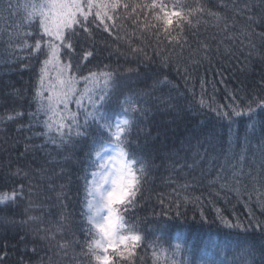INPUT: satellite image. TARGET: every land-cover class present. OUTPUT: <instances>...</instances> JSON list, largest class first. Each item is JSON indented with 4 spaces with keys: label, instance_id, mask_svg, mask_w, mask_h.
<instances>
[{
    "label": "snow or ice",
    "instance_id": "obj_1",
    "mask_svg": "<svg viewBox=\"0 0 264 264\" xmlns=\"http://www.w3.org/2000/svg\"><path fill=\"white\" fill-rule=\"evenodd\" d=\"M216 7L225 11H214L208 0H24L22 4L0 0V18L4 13L11 18L14 11L19 15L18 20L0 29V65L15 64L25 52V60L35 58L38 62L28 109L6 110L0 115V126L6 129L14 123L18 134L26 133L23 155L31 152L39 159L36 169L7 168L6 183L0 186V224L23 227L43 219L33 215L34 211L43 212L46 206L58 208V219L51 228L34 230L36 238L47 241L52 250L40 264H60L61 260L68 264H143L149 251L152 264H230L229 253L238 255L241 264H264V220L256 218L251 208L247 224L216 208L213 222L236 229L238 234L226 233L222 239L209 236L189 247L179 239L174 244L165 241V223L155 222L149 232L134 215L146 198L159 151L144 150L139 143L140 134L150 135L145 122L158 111L174 112L176 120L183 119L173 103L176 97L172 93L179 86L169 79L170 71L183 74L193 114L212 112L230 129L246 118L243 137L229 138L226 147L214 144L209 131L189 138L182 150L200 160L208 155L210 161H216L223 155L224 163L217 165L219 170L210 183L237 197L248 193L252 200L255 195V204L264 213V75L250 92L232 90L228 93L230 103H216V82L201 78L197 93L192 75L200 63L210 60L213 49L199 39L193 48L189 39L198 37L200 28L211 23L226 39L243 36L248 41L246 59L257 52L254 38H259L264 61V30L257 31V27L264 29V0H216ZM239 17L243 23L238 33L230 31L236 28ZM104 34L113 42L124 41L128 50L117 45L113 53ZM219 51L217 46L215 52ZM105 53L123 57L127 66L104 63L89 67ZM224 53L234 54L230 47H225ZM246 70L242 66L241 71ZM6 87L13 90L9 94L16 99L23 98L15 85L8 83ZM182 95L177 91V96ZM258 129V142L253 143ZM166 134V129L157 131L152 139ZM0 135L7 137L8 132L0 131ZM147 143L145 140L144 145ZM180 151L169 155L179 157ZM38 153L42 155L37 157ZM246 160L259 169L256 177L247 173L253 180L250 192L244 182ZM177 166L184 167L174 161L173 170ZM74 175L82 181L77 194L83 192V219L78 225L83 240L76 237L77 222L68 211ZM34 176L38 184L31 182ZM188 187L187 182L181 185L182 189ZM181 199L183 204L200 200L185 194L170 203L168 211L160 213L161 218H183ZM159 203L164 205L165 201L160 199ZM20 213L23 217L17 219ZM200 216L207 222L203 211ZM252 231L260 234L258 244L247 236ZM162 241L170 246L165 247ZM31 251L36 253L37 248L33 246ZM7 255L6 251L0 254V264H7Z\"/></svg>",
    "mask_w": 264,
    "mask_h": 264
},
{
    "label": "trees",
    "instance_id": "obj_2",
    "mask_svg": "<svg viewBox=\"0 0 264 264\" xmlns=\"http://www.w3.org/2000/svg\"><path fill=\"white\" fill-rule=\"evenodd\" d=\"M23 2L24 0H13L14 4H22ZM208 2L214 11H225L223 8L216 7V0H208ZM236 2L241 3L242 0H236ZM227 15L231 17L233 14L229 10L227 11ZM13 19H19L16 11L13 12L11 18H8L7 13H4L3 18H0V29L6 28L12 23ZM238 21L239 23L236 28L230 29V31L234 30L238 33L239 24L243 23V18L239 17ZM261 30L264 29L257 27V31ZM104 38L112 43L113 53L117 45H119L122 51L128 50V45L124 41L113 42L111 37H107V34H104ZM4 39H7V37L5 36ZM189 39L193 48L196 47V39L206 41L212 47L214 53L210 60L200 63L196 71L192 74L193 83L197 85V93L200 91L198 87L199 80L201 78H207L209 81L216 82L214 91L215 102L228 104L230 103L228 93L232 90L244 88L250 92L254 87L258 86L261 75H264V61H262V54L259 51L262 42L259 38H254L257 52L247 59L246 57L249 51L247 48L248 41L243 36H239L236 40L226 39L225 33L220 32L211 23L200 28L198 37L195 39L189 37ZM221 40H223V44L219 43ZM241 40L244 41L243 44L240 43ZM100 46L102 47V45ZM217 46L220 48L219 52H215ZM225 47H230L234 54H225ZM24 56H27L26 52L11 66L0 65V115H3L6 110L12 107L23 108L25 110L29 107L30 96L35 84L36 72L38 71V62L35 58L25 60ZM184 56H188L187 49L184 51ZM104 63L111 64L113 67H117L118 65L121 67L127 66L123 57L105 53L94 64L89 65V67H95L96 65L102 66ZM25 64H30V67L25 68ZM242 66L246 67L247 70L241 71ZM182 75V73L181 75H177L175 71H170L168 74L169 79L179 86L178 90L173 91L172 95L176 97L173 103L180 111L183 119L176 120L174 112L158 111L152 116L150 121L145 122L150 129V135H144L142 133L138 137L139 143L144 146V150L158 149L159 151L157 158H155V167L152 169L149 184L147 185L148 192L146 193V198L141 206L135 210L134 215L137 220L142 221V228L149 232L154 229L155 222L165 223L167 225L165 241L172 240L175 235L179 234V240L182 237L185 238V241L180 240L181 243L184 244L187 242V247H189L198 241L206 240L209 236L222 239L226 233H231L233 237L238 234V230L236 229H225L219 225L218 221L213 222L216 217V208L222 209L224 215L228 218L234 221L238 218L244 224H247L249 219H251L249 216V208L255 213L256 218L260 220H264V213L256 206L255 195H253L252 200L248 199V193L237 197L234 192L221 190L218 184L213 185L210 183L214 179L216 171L219 170L217 165L224 163L223 155H220V158L216 161H210L208 155H205V158L200 160L199 157L194 159L191 152L186 153L182 150V146L189 138L202 137L204 133L209 131L214 138V144L220 147H226L229 138H234L236 135L242 138L246 128V118H241V121L230 129L227 122L219 120L212 112L203 110L199 114H193L189 110L191 95L185 91V81L182 79ZM220 81H223V83ZM8 83L15 85L16 89L22 90V99H16L13 95L9 94L13 90L6 87ZM164 91L166 93L167 89ZM177 91L183 93V95L177 96ZM208 93L209 95L213 94L211 87L208 88ZM201 121H203V124ZM165 129L167 130L166 135H162L155 140L152 139V137L156 136L157 131H163ZM0 131L8 132L7 137L0 135V186H3L6 183L4 176L9 166L13 169L17 165L36 169L39 164V159L34 158L31 152L27 154L31 156L28 160L24 158V144L27 134H18L14 123L8 124L6 129L0 126ZM259 135L260 132L258 129L256 136L252 138L253 143L258 142L257 138ZM134 138H136L135 134ZM145 140L148 141L147 145H144ZM192 143H195V140H192ZM235 147L238 152L240 150L239 141L236 142ZM178 149L181 150L179 157L169 155ZM209 154H213L212 149H209ZM40 155L42 153H38L37 157ZM249 155H251V152H249ZM174 161L178 165L183 164L184 167L177 166L173 170ZM197 161L198 163H196ZM193 163H196L195 167H187L188 164ZM249 172L252 177H256L259 169L257 166L252 165L251 160H246L244 182L250 192L253 188V180L247 176ZM73 181L68 211L72 213V216L77 222L74 229L76 230V237L83 240V233L78 230L79 221L83 219L80 215L83 210L81 209V203H79L82 202L83 192L80 191L77 194V189L81 187L82 181L77 180L75 175L73 176ZM31 182L38 184V177L34 176ZM186 182L189 184V187L182 189L181 185ZM25 183L27 184L28 181H25ZM161 187H164V189H161ZM256 187H259V185L257 184ZM217 192H219V195H217ZM177 194L179 195L177 196ZM185 194L199 197L200 200L198 202L192 200L189 203L183 204L181 199L180 202L183 204L181 211L184 212L183 218L162 219L160 213L162 211H168V205L182 198ZM160 199L165 201L164 205L159 203ZM246 203L248 205L247 207L245 206ZM78 204L79 209L74 210L73 207ZM201 211L207 217V222L202 220L200 216ZM58 212V208L53 207L49 209L46 206L43 212L34 211L32 213L33 215L43 217L42 220L29 222L23 227L19 225L0 224V254L4 251L8 253L6 258L7 264H40L41 258L52 255V250L49 249L48 242L37 239L34 230L51 228L58 219ZM172 214V212H169V215ZM22 217V213L17 215V219ZM185 220L194 222L190 223L189 228H185L182 223ZM189 229H197L200 234L192 235L187 232ZM239 235L244 236L245 234L239 233ZM247 236L249 239L256 241L257 244L261 239L260 234L256 231L248 233ZM22 237L23 239H21ZM68 238L71 239L72 237L69 236ZM165 241H162V243H165L169 247L170 245ZM33 246L37 248L36 253L31 251ZM227 259L230 264H241V259L238 255L229 253ZM60 264H68V261L61 260ZM143 264H152L150 251L144 257ZM161 264H163V261H161Z\"/></svg>",
    "mask_w": 264,
    "mask_h": 264
},
{
    "label": "bare ground",
    "instance_id": "obj_3",
    "mask_svg": "<svg viewBox=\"0 0 264 264\" xmlns=\"http://www.w3.org/2000/svg\"><path fill=\"white\" fill-rule=\"evenodd\" d=\"M31 156H24V158H26L27 160L30 158ZM161 189H164V187H161ZM79 203H82V202H79ZM73 209L74 210H78L79 209V204L78 205H76L75 207H73ZM81 209H82V207H81ZM83 210V209H82ZM192 222H194V221H187V220H185L184 222H182L183 223V225L185 226V228H189V226H190V223H192ZM187 232H189L190 234H192V235H195V234H200V233H198V230L196 229V230H188ZM199 232H201V231H199ZM204 234H206V232H204ZM179 234H177V235H175L174 237H173V239L172 240H170L171 241V243L172 244H174L175 242H177V239H179ZM185 238L184 237H182L180 240H183V241H185L184 240ZM179 240V241H180ZM252 240V239H251ZM252 241H254V240H252ZM181 242V241H180ZM254 242H256V241H254ZM184 245L187 247V242H185L184 243ZM165 247H168L167 245H165Z\"/></svg>",
    "mask_w": 264,
    "mask_h": 264
}]
</instances>
